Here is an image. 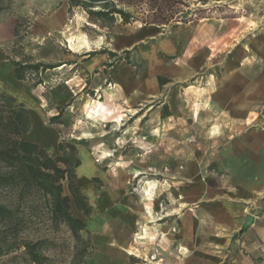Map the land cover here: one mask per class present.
Returning a JSON list of instances; mask_svg holds the SVG:
<instances>
[{
    "label": "rangeland",
    "instance_id": "374dc122",
    "mask_svg": "<svg viewBox=\"0 0 264 264\" xmlns=\"http://www.w3.org/2000/svg\"><path fill=\"white\" fill-rule=\"evenodd\" d=\"M27 2L0 0V60L13 64V80L37 94L45 116L43 122L40 116L32 118L30 129L38 127L50 143L37 144L29 132L24 139L48 156L71 154L75 160L73 182L83 203H75L69 179L62 182V195L69 197L68 211L84 229L78 239L66 224L53 219L52 197L5 185L0 186V202L23 223L0 224V234L11 242H40L43 264H201L194 256L202 251L221 256L216 264H235L238 254L264 264L263 184L242 209V224L224 249L213 242L202 244L213 235L207 223L198 222L196 246L187 258L176 242L161 248L157 235H149L153 221L165 228L191 209L214 214L217 198L185 204L177 192L198 179L207 183L210 193L215 188L231 193V174L221 154L232 142L249 136V154L254 156L264 148V0L205 5L187 0L186 13L202 11L194 14L198 19L190 21V27H144L139 9L122 4L117 8L136 20L124 23L117 14L111 20L97 19L69 6L65 26L42 34L33 32L37 12L22 16ZM171 34L181 41L187 38L185 50L177 55L161 51ZM15 62L21 79L15 76ZM152 62V67L176 72L165 80L161 93L118 101L114 90L121 67L144 73ZM6 70L2 67V80ZM11 79L7 75L4 84ZM53 91L65 95L56 101L41 98ZM166 102L174 114L170 118L164 115ZM121 103L126 105L117 106ZM19 104L14 99L13 105ZM100 104L108 110H101ZM43 123L54 128L53 135L44 131ZM82 157L86 172L77 168ZM4 170L0 165V172ZM228 198L222 200L224 205L237 204ZM247 216L253 221L242 229ZM142 228L148 231L146 237ZM171 228V233L178 230L176 224ZM21 251L2 256L0 264H33ZM84 252L88 256L82 258Z\"/></svg>",
    "mask_w": 264,
    "mask_h": 264
},
{
    "label": "crops",
    "instance_id": "0c3cea01",
    "mask_svg": "<svg viewBox=\"0 0 264 264\" xmlns=\"http://www.w3.org/2000/svg\"><path fill=\"white\" fill-rule=\"evenodd\" d=\"M68 10L69 4L64 0H28L27 4L22 5L21 8L23 17L33 15L34 11L38 13V15L34 18L35 22L33 32L35 34L60 30L66 24ZM190 25L191 24L188 23V25H184V27H190ZM186 30L188 31V29H184L183 31L186 32ZM173 33H177V31ZM172 34L168 38L164 39L167 41L165 48L161 49L160 47V49L168 55H177L185 50V41L187 38L184 36L181 41L179 36L175 38ZM180 43L182 46H180ZM153 65L154 63L152 62L144 73H138V70H133V68L125 65L121 67L116 77V84L118 88H115L114 90V93L119 96L118 101L120 99L125 100L129 96H134L133 99H135L142 96L153 97L161 93L164 88L165 80L170 78L169 76L174 75L176 72L174 69H168L167 67L161 65L160 68H155V66L152 67ZM2 67H6V76L8 75L12 78L10 84L15 86V88L10 89L9 83L8 85L4 84L3 80L6 81V76H4L3 80L0 78V91L11 94V97L23 104L25 109L29 112L31 119L36 116H40V119L43 122L45 120V116L43 111L38 106L37 94L30 91L27 86L22 87L19 85L16 79L13 80L14 68L12 63H6L3 60H0V75ZM62 95L65 94L56 95L55 91H53L52 94L47 93L44 97L41 95L39 96L48 101H50V99L56 101L60 100ZM125 105L126 104L121 103L117 106L124 107ZM100 106L102 107L101 104ZM164 107L166 108V114L164 113L166 118H170L174 115L170 108V103L166 102V106ZM49 109L50 112L53 110L52 108ZM103 109L105 111L108 110L102 107L101 110ZM43 126L44 131L47 132L48 135H53L54 128L48 127L47 125L45 126L44 123ZM31 133L32 130L30 129L29 134L32 137ZM34 141L37 144L42 143L43 145L50 143L46 140L34 139ZM232 143L233 145L231 144L228 148H225L221 154L222 160L227 166L226 169H228L231 174L232 192L229 193L227 190L215 188L210 193L208 191L207 183H202L198 181V179L190 186L182 187L179 191L180 193L177 192V195H180L182 199L181 201L185 204H195L203 200V197L205 196L215 197L217 198L216 200H220V203L216 205L214 214H210V212L206 213L203 209H197L195 212L191 209L190 211H186L181 214L178 218L172 220V223H169L165 228L160 227V225L155 221H153L154 223L151 222L153 225L152 228H150L152 230L149 235H157L158 239H160L159 245L161 248H166L168 244L172 245L176 242L181 255L186 258L190 256V250L195 249L196 246V238L193 233H197L195 230L198 229V222L199 226L202 225V223H207L209 226L211 225L208 229H210L209 231L213 234L212 238H209V240L205 238L202 241V244L204 241H207L208 243L213 242V245L216 244V246L224 249V247L230 243L231 237H233V234L238 230L239 225L242 224V209L246 208V204L249 205V199H251L255 190H259V184L264 185V148L259 151V154L256 156L252 153L249 154V136H244L241 140H237L235 143ZM228 196L234 198L233 200H235L237 204L232 207L224 205L225 203L222 200H225ZM174 224L177 225L178 230L175 233H171V226ZM143 231L144 229L142 228L141 235L146 237L148 233L147 235H143ZM214 234H220V238L216 239ZM223 236L226 237L223 238ZM194 257V260L197 262L200 261L201 264H216L218 261L223 260L221 256H219V258L215 254L208 255L204 251L201 253L198 252ZM235 264H255V261L253 262L249 259V257L246 258L238 254Z\"/></svg>",
    "mask_w": 264,
    "mask_h": 264
},
{
    "label": "trees",
    "instance_id": "16d2710c",
    "mask_svg": "<svg viewBox=\"0 0 264 264\" xmlns=\"http://www.w3.org/2000/svg\"><path fill=\"white\" fill-rule=\"evenodd\" d=\"M70 8L81 7L87 11L90 17L111 20L117 14L124 23H129L133 18L127 10L118 9L117 4L125 7H136L139 9L140 21L144 27L177 26L179 23H189L194 14L201 13L196 10L191 15L183 8L188 7L187 0H67ZM117 1V3L115 2ZM209 1L218 0H195L201 5ZM98 7V10L92 8ZM201 18V17H199ZM198 19V18H196ZM15 76L20 78V67L15 62ZM37 67V66H35ZM1 107L5 113L0 111V165L5 169L0 172V186L15 187L19 191L24 189H35L45 197H52V217L66 224L71 233L80 238V232L84 224L69 213V197L62 195V182L70 180L69 190L76 204L81 201V196L74 184L75 160L71 154H61L54 157L48 156L46 151L37 144L24 139L32 125V119L20 103L14 106V99L0 94ZM3 112V111H2ZM10 170V171H8ZM71 187V188H70ZM84 205V204H83ZM10 207L0 202V224L9 227L19 226L23 223L21 218L14 214ZM6 235L0 234V258L12 252L21 251L23 257H27L33 264H43V256L39 247L40 242L21 240L11 242L6 240ZM81 239V238H80ZM84 249V248H83ZM85 251V250H84ZM88 256V252L81 255ZM82 261L79 263L81 264Z\"/></svg>",
    "mask_w": 264,
    "mask_h": 264
},
{
    "label": "bare ground",
    "instance_id": "6f19581e",
    "mask_svg": "<svg viewBox=\"0 0 264 264\" xmlns=\"http://www.w3.org/2000/svg\"><path fill=\"white\" fill-rule=\"evenodd\" d=\"M70 40V46L72 47V46H74V44L72 43V40L71 39H69ZM91 116V115H90ZM121 120V119H120ZM31 135H32V137L35 139V140H47L46 139V136L44 135V133L43 132H41L40 130H39V128L38 127H34L33 128V130H32V133H31ZM102 157H104V158H107V157H110V155H108L107 153H103V156ZM80 162V166L78 165V167L77 168H79L80 170V172H86V170H87V168H88V165L86 164V162H85V160H84V158L82 157L81 158V161H79ZM136 177V176H135ZM148 195V194H147ZM148 196H150V194L148 195ZM156 222V221H155ZM147 230H145V228H144V233H143V235H147V233H148V231L146 232ZM157 264H163V263H157Z\"/></svg>",
    "mask_w": 264,
    "mask_h": 264
},
{
    "label": "water",
    "instance_id": "95a60500",
    "mask_svg": "<svg viewBox=\"0 0 264 264\" xmlns=\"http://www.w3.org/2000/svg\"><path fill=\"white\" fill-rule=\"evenodd\" d=\"M252 218H251V216H247L246 218H245V222H244V224H243V228L242 229H244L245 227H247L248 225H250L251 223H252Z\"/></svg>",
    "mask_w": 264,
    "mask_h": 264
}]
</instances>
